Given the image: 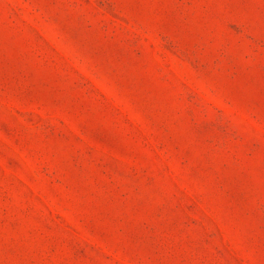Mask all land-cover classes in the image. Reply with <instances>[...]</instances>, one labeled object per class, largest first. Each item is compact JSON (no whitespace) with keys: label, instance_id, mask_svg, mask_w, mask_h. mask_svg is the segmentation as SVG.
Returning <instances> with one entry per match:
<instances>
[{"label":"rangeland","instance_id":"rangeland-1","mask_svg":"<svg viewBox=\"0 0 264 264\" xmlns=\"http://www.w3.org/2000/svg\"><path fill=\"white\" fill-rule=\"evenodd\" d=\"M0 264H264V0H0Z\"/></svg>","mask_w":264,"mask_h":264}]
</instances>
